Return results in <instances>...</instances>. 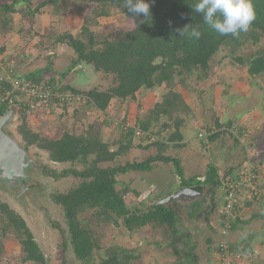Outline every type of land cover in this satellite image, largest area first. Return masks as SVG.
I'll return each instance as SVG.
<instances>
[{
  "label": "rangeland",
  "instance_id": "1",
  "mask_svg": "<svg viewBox=\"0 0 264 264\" xmlns=\"http://www.w3.org/2000/svg\"><path fill=\"white\" fill-rule=\"evenodd\" d=\"M41 1L35 0L36 4ZM11 2L13 0H0L1 4ZM25 7L19 3L15 9L17 11L25 10ZM95 9L96 6L92 4L63 1L58 7L49 5L42 8L35 16H26L24 12L11 16L10 23L14 25L9 24L8 31L13 30L18 34L17 36L13 32L17 40L18 38L20 40L17 42L19 51L22 49L20 46L25 47V52H19L22 53L20 55L28 57L29 61L38 56L37 58L41 60L37 61L35 58L33 61L38 64L42 63L43 68H50V72L45 75V81L51 78L59 79L60 74L67 72L72 64L71 57L64 56L68 48L63 45L57 46L55 43L61 34L70 33L74 37L80 38L81 29L87 21L96 34L97 41L102 43L107 39H119L134 28L133 23L126 15L114 7L109 8L107 17H99L98 19L94 18L92 14L93 11L98 10ZM14 16H16V20ZM2 33L0 29V46L1 40L4 38ZM241 43L239 47L226 46L221 48L211 61L210 75L207 80H201L198 78V74H195L185 77L183 85L176 84L173 86L176 92L186 96L187 104L191 107V117H188L187 113L180 114V117L186 121V126L182 130L188 146L184 149L170 147L175 144V142L172 145L169 144V138L175 129L174 120L162 116L159 122L153 123L144 136L133 137L136 146L128 153L103 166H124L127 163L145 161L150 156L158 154L159 148L155 146V143H164L169 146L164 151L165 155H171L180 160L181 167L187 171L186 179H198L200 177L199 180L204 181L206 170L213 161L209 151H205L201 146L202 141L197 138V135L201 132L229 131L227 134H221L217 146L214 148L226 164L224 175L230 165L239 167V173L245 172L244 170L250 165L261 168L260 177L264 178V100L261 90L255 85V78L249 75L246 66L240 65L236 60L237 58H250L256 52L264 50V34L260 35V42L257 45L253 43L250 36L247 39H242ZM14 49L17 51L16 47ZM15 54L8 56L7 62L2 60L13 67L14 75L17 73L18 65L24 62V60H19L20 55L14 56ZM42 55L43 57L39 58ZM32 64L34 66V63ZM79 78H86V74L80 72V76L76 80ZM91 81L90 84L88 80H85L87 82L85 84H80V81H77V84L84 87L83 90H89L102 83L94 80V74ZM176 81L178 82L179 78ZM260 81L264 88V79H260ZM110 82L111 80L107 79L104 86L109 87ZM167 91L166 85L156 90H140L133 101L113 100L106 112L88 106L85 96H80L77 102L70 105L42 104L35 112L27 113L26 121L32 131L48 138H60L67 132L82 135L93 127L94 132L101 137L102 141L108 143L110 149L116 151L127 142L128 129H133L134 126L142 127L141 125L148 121L147 118L155 104L162 100L163 94ZM252 112L256 113V118L253 117L254 113L252 114ZM229 114L232 117L240 115L239 121L237 120L238 122L234 123L231 129L225 127L228 119H230L227 117ZM222 118H224L223 122H221ZM21 123L22 118L18 116L11 128V133L20 140L16 128ZM218 126H222V128L218 129ZM139 144L146 145L148 148L138 147ZM28 150L37 160L36 166L30 172L29 183L24 186L23 190H5L0 182V201L9 204L26 221L47 259L46 264H87L77 258L70 241H67L69 233L63 209L53 201L54 195L68 192L77 187L82 180L71 175L55 179L50 172H48L49 174L44 172L45 166L54 169L58 174L73 168L83 171L85 170L84 164L82 162H76L74 165L54 163L49 160L48 154L41 149L34 146ZM157 174L161 175V179L167 177L164 180L165 184L171 182L170 189L164 186L160 191L163 190L164 193L166 192L165 194L172 192L171 195H173L183 190L181 189V180L175 174L172 164L160 163ZM142 176L139 172L120 175L118 176L117 188L121 190L125 185H130L133 178L134 181L139 182V189L144 190L142 189L143 184L139 181ZM149 191L152 189L150 188ZM221 191H227V186ZM221 191L218 192L219 196L223 193ZM146 194H142L143 198ZM158 194L155 192L150 199L142 204L139 199L132 202L129 197L126 201L131 209L138 206L143 208L152 202H157L160 199ZM205 196L206 189L204 191ZM225 197L226 195L223 194L221 201L218 202V209L206 219L205 215H202L203 208L206 207L204 199L200 202L202 207L198 211L200 213L198 215L191 211V207L194 210L199 205L198 199L185 201L183 198L179 200L187 219L183 231L189 234L185 237L190 242L183 245L179 244L181 245L180 249L191 250L189 253H193L199 258V264H222L218 251V246L222 242L245 243L250 234H256L261 227L260 223L256 224V219L253 218L254 215L259 214L257 212L259 210L256 211L258 201L255 203L242 200L244 207L241 219L248 221L249 224L244 225L245 229L241 228L242 230L238 232L226 231L223 233L225 229L223 228L222 215ZM79 220L84 228L89 229L94 241L101 248L95 253L97 261H92L90 264H100L101 257L98 255L113 254L117 249L134 255L133 264H180V258L174 254L171 246V234L165 226L147 225L130 231L123 225L116 226L115 224L98 222L92 210L81 212ZM21 239L19 232L11 227L6 219H3L0 212V264H38L22 262L25 254ZM209 239H212V242L208 243ZM65 243L67 244L66 247ZM253 245L254 250L249 258H241L240 261L234 259L233 263L264 264V248L257 247V242L256 245L254 243ZM243 246L244 244L240 245L236 252L241 255L250 253L243 250ZM195 247L196 249H194Z\"/></svg>",
  "mask_w": 264,
  "mask_h": 264
},
{
  "label": "trees",
  "instance_id": "2",
  "mask_svg": "<svg viewBox=\"0 0 264 264\" xmlns=\"http://www.w3.org/2000/svg\"><path fill=\"white\" fill-rule=\"evenodd\" d=\"M63 1L95 5L98 10L95 9L96 11H93L92 14L96 19L107 17L109 8L114 7L126 15L133 23L134 28L119 39H107L100 43L86 21L81 29L80 38L74 37L70 33H63L56 39L57 46L63 45L68 48L64 56L72 59L69 70L61 73L59 79L51 78L45 81V75L50 72L49 67L40 68L25 75H14L13 72L12 77L14 79L43 88L53 85L55 91H67L77 96H85L88 106L95 107L102 112L109 109L113 100H135L140 90H156L166 85L168 91L163 94L162 100L155 104L147 118L148 121L144 122L142 127L134 126L133 129H128L127 142L116 151L110 149L109 144L102 141L101 137L94 132L93 127L82 135L67 132L60 138L43 137L28 126L26 116L35 111L27 107H11L0 101V117L10 110L19 114L22 123L16 128V133L27 149L34 146L41 149L48 154L49 160L54 163L74 165L76 162H82L84 164L85 170L83 171L73 168L61 174L47 166L44 167L45 174L50 172L55 179L71 175L82 180L77 187L68 192L53 196V201L63 209L65 215L69 233L67 241H70L74 253L80 261L87 264L92 261L96 262L95 253L101 250L89 229L84 228L79 220L81 212L92 210L98 222L115 224L116 226L123 225L130 231L147 225L165 226L171 234V246L174 254L180 258V264H199V258L193 253H189L191 250L180 249L181 245L179 244L190 243L185 237L189 234L183 231L187 219L179 200L168 199L172 192L165 194L166 192L164 193L163 190H156L153 187H151L152 191H149V187L145 198H143L142 194L146 192L140 190L139 185L132 186L133 179H131L130 185L127 184L119 190L117 188L118 176L139 172L143 175L142 178L154 174L161 179V175L157 174L160 163L172 164L175 174L181 180V189L195 186H202L204 190L206 189V196L204 197L206 207L203 208L202 212L206 219L218 209V202L221 201L223 194L226 195V191L221 190L225 189L232 180L239 179V167L230 165L222 179L214 164L211 163L206 170L204 181L199 179L188 180L185 178L180 160L171 155H165L164 151L169 146L164 143H155V146L159 148L158 154L150 156L145 161L115 167H104L103 165L114 162L119 156L128 153L136 146L133 137H140L137 132L141 131L145 135L153 123L159 122L162 116L174 120L175 129L169 138V144L172 145L173 142L175 144L170 147L182 149L187 146L182 130L186 126V121L180 117V114L187 113L186 115L191 117V107L183 95L174 90L173 86L176 84L183 85L185 77L195 74H198L199 79L207 80L210 75L211 61L223 47H239L242 44L241 40L247 39L249 36L257 45L260 42V35L264 34V0H252L255 20L248 29L249 33L248 31L241 32L238 37L222 36L209 28L204 23L202 14L193 10L198 0H146L151 5L148 19L143 16L134 17L127 10L124 0H42L37 4L35 0H13L11 3L0 6V28L7 32L13 15L24 12L26 16H35L42 8L49 5L58 7ZM19 3L26 6L25 10L17 11L15 9ZM192 28H197L200 31L201 35L198 39L190 36ZM182 30L184 32L180 35ZM3 50L1 48L0 53ZM236 60L240 65L246 66L249 75L255 78V85L261 90L264 100V88L260 83V79H264V50L256 52L250 58H237ZM81 61L92 68L94 80L102 83L89 90L72 87L61 88V81ZM177 78H179L178 82L176 81ZM107 79L111 80L109 87L104 86ZM8 89L9 85L0 81V99ZM233 126L232 120H229L225 125L227 129H231ZM219 128L222 126H218ZM225 133L227 134L229 131L206 133L201 146L208 152L209 145L217 144L221 134ZM236 142H238L237 139ZM137 146L148 148V146L141 144ZM137 183L139 184L138 181ZM219 191L223 192L220 196L218 195ZM155 192H158L160 197L157 202L144 205L143 208L137 205L138 207L131 209L128 206L127 197L132 202L139 199L142 204L150 199ZM201 207L202 205H200ZM0 212L3 219H6L8 224L16 229L22 238L21 243L25 254L22 262L46 264L47 259L44 253L22 216L14 211L9 204L1 201ZM225 218L226 215H222V219ZM253 218L264 223V213ZM247 222L243 221L241 216L236 217L231 221L229 231L245 229L244 225L249 224ZM211 228L213 227L211 226ZM255 239L256 234H250L245 243L233 244L229 242V248L232 251H237L239 246L244 244L243 250L253 253L252 246ZM211 240L209 239L207 242L210 243ZM66 245L65 243V247ZM218 251H220L219 248ZM98 256L101 257L100 264H133L132 262L135 260L134 255L122 251V249H117L113 254L105 253V255Z\"/></svg>",
  "mask_w": 264,
  "mask_h": 264
},
{
  "label": "built area",
  "instance_id": "3",
  "mask_svg": "<svg viewBox=\"0 0 264 264\" xmlns=\"http://www.w3.org/2000/svg\"><path fill=\"white\" fill-rule=\"evenodd\" d=\"M0 58V68L4 69V73L0 75V81L7 83L9 89L6 90L1 96L0 101L7 103L11 107H27L35 111L42 104L55 103L58 105H70L77 102L80 96L74 95L71 92L55 91L53 85L47 87L31 86L18 79L12 77L13 67L4 63ZM137 135L143 136V132L138 131ZM206 133L201 132L198 134V139L204 141ZM245 172L239 174L238 180H232L227 185L226 197L224 201L223 215V228L228 232L230 230V223L236 217H240L244 207V201L250 202H263L264 203V184L260 177L261 168L258 166H248ZM219 256L222 264H234L233 260L238 261L241 258H249L252 253L240 254L239 252L232 251L229 248L227 241L222 242L219 246Z\"/></svg>",
  "mask_w": 264,
  "mask_h": 264
},
{
  "label": "water",
  "instance_id": "4",
  "mask_svg": "<svg viewBox=\"0 0 264 264\" xmlns=\"http://www.w3.org/2000/svg\"><path fill=\"white\" fill-rule=\"evenodd\" d=\"M80 72L86 74L87 79H92L94 74L92 68L86 66L84 62H79L76 68H73L66 77L61 81L60 87H72L83 89L77 84L76 79L80 76ZM91 74V75H90ZM261 85L263 83L260 81ZM19 116L14 110H10L0 117V182L5 190L24 189L29 183L31 177L30 172L37 164V160L30 154L29 150L23 145L22 141L11 133V128L15 124L16 118ZM216 143L209 147V153L220 177L224 178V169L226 164L221 155L215 150ZM204 187L195 186L184 188L168 197L169 200L185 201L198 199L199 203L204 199ZM187 198V199H186Z\"/></svg>",
  "mask_w": 264,
  "mask_h": 264
},
{
  "label": "clouds",
  "instance_id": "5",
  "mask_svg": "<svg viewBox=\"0 0 264 264\" xmlns=\"http://www.w3.org/2000/svg\"><path fill=\"white\" fill-rule=\"evenodd\" d=\"M124 3L134 17H150L151 5L146 0H124ZM193 10L202 14L204 23L222 36L238 37L241 32H247L255 20L252 0H198ZM200 35L197 28H192L191 37L198 39Z\"/></svg>",
  "mask_w": 264,
  "mask_h": 264
},
{
  "label": "crops",
  "instance_id": "6",
  "mask_svg": "<svg viewBox=\"0 0 264 264\" xmlns=\"http://www.w3.org/2000/svg\"><path fill=\"white\" fill-rule=\"evenodd\" d=\"M1 4V3H0ZM1 5H3V4H1ZM0 5V6H1ZM14 18H15V20H16V16H14ZM10 25L11 26H13L14 24H11L10 23ZM9 27V26H8ZM1 29V32H3V33H5V34H1L2 35V37L4 36V38L1 40V46L0 47H2V49H4L1 53H0V58H2V59H4V60H6L5 62H7V60H8V56H10V55H12V54H14V53H16L14 56H19L20 54H22V53H19V52H25V47L22 45V46H20L22 49H21V51H19V47H17V42H19L20 40H19V38H18V40H17V38L15 37V34L13 33V32H15V31H13V30H10V31H8V32H5V29L3 30V28H0ZM11 32V33H10ZM16 33V32H15ZM17 34V33H16ZM17 36H18V34H17ZM19 37H21V36H19ZM21 44V43H20ZM22 44H23V42H22ZM14 47H16V50L18 51V53H17V51H15V49H14ZM29 49V48H28ZM42 52V51H41ZM38 56H36V57H33V59H35V58H37ZM42 57H43V55H42ZM20 59V61L21 60H24V62L23 63H20V65H18V70L16 69V68H14V70H17V73H16V75H25V74H27V73H29V72H34V71H36L37 69H40V68H43V66H42V63H35V61H33V59L32 60H28V57H23V55H20V57H19ZM41 59H38L37 58V61H40ZM43 61V60H42ZM26 63H29V64H26ZM31 63V64H30ZM32 63H34V66H33V64ZM4 69H2V68H0V75H2L3 73H4ZM91 75V74H90ZM182 94V93H181ZM183 97L185 98V100H186V96L185 95H183ZM187 102V101H186ZM236 106V105H235ZM231 110H233V109H231ZM254 112H252V114H253ZM255 116V118H256V113H254V115H253V117ZM227 117L228 118H230V119H228V120H232L234 123H237L239 120V118H240V115L239 116H237L236 115V117H232V115L231 114H229V116L227 115ZM238 120V121H237ZM224 121V118H222L221 119V122H223ZM185 141V140H184ZM187 143V142H186ZM187 146H188V144H187ZM182 149H184V148H182ZM255 156H256V154H255ZM195 157V156H194ZM196 158V157H195ZM193 162V161H192ZM183 168V167H182ZM183 171H184V175H185V178H187L186 177V174H187V171H186V169H183ZM193 172V171H192ZM190 176H192V175H190ZM167 177H165V179H166ZM200 178V177H199ZM198 178V179H199ZM133 179V178H132ZM165 179H159L158 177H156V175H154V174H152V175H149L148 177H141V180H139L140 181V183L141 184H143L142 185V189H144L143 191H145L146 193L148 192V187H153V188H156V190H160V189H162L164 186H167L168 187V189H170L169 188V186H170V184H171V182H168V184H165L164 183V180ZM262 181L264 182V178H262ZM132 186H137L138 185V183H137V181H134L133 180V182H132V184H131ZM256 203V202H255ZM257 210H259V211H257ZM256 211L257 212H259V214H257V215H262V213H264V203L263 202H258V204L256 203ZM254 216H256V215H254ZM260 223V225H261V227H260V229H259V231L256 233V239H255V242H254V244L256 245V242H257V244H258V246L257 247H262V248H264L263 246H264V223L263 222H261L260 220H257L256 219V224H259ZM239 230H242L241 228L240 229H238V230H234L233 232H238ZM231 243H235V242H231ZM237 243H239V242H237ZM254 246V245H253Z\"/></svg>",
  "mask_w": 264,
  "mask_h": 264
},
{
  "label": "flooded vegetation",
  "instance_id": "7",
  "mask_svg": "<svg viewBox=\"0 0 264 264\" xmlns=\"http://www.w3.org/2000/svg\"><path fill=\"white\" fill-rule=\"evenodd\" d=\"M85 80H88V82H89V84L90 83H92V79H87V78H79L78 80H76V82L78 81H80V84H85V83H87V82H85ZM91 87V86H90ZM200 205L201 204H199L197 207H195V209L193 210L192 209V207H191V211L193 212V213H195L196 215H198V214H200L198 211H200ZM189 206V205H188ZM193 206V205H192ZM185 208H187V206H185ZM196 209H197V212H194V211H196Z\"/></svg>",
  "mask_w": 264,
  "mask_h": 264
}]
</instances>
